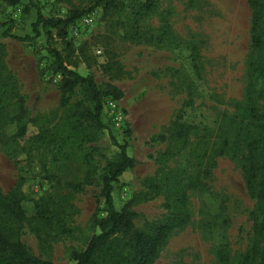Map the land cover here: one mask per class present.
Returning <instances> with one entry per match:
<instances>
[{
	"label": "rangeland",
	"instance_id": "rangeland-1",
	"mask_svg": "<svg viewBox=\"0 0 264 264\" xmlns=\"http://www.w3.org/2000/svg\"><path fill=\"white\" fill-rule=\"evenodd\" d=\"M143 0H125L130 4ZM91 0H0V73L15 81L25 98L28 131L15 138L19 113L16 97L7 98L0 117V190L21 184L28 219L20 240L36 256L56 264H75L72 253L86 248L99 231L95 219L104 215L101 175L106 164L126 145L135 164L114 182V203L135 212V227L143 229L177 214L172 197L147 188L144 179L166 183L178 180L186 188L188 220L174 229L155 264H240L252 237L251 212L255 201L246 190L245 127L251 120L247 90L264 107V15L260 29L263 45L253 73L251 9L248 0H158L155 10L139 25L154 40L128 38L126 16L106 13L101 6L93 25L66 41L55 38L82 75L98 86H115L124 112L120 130L97 131L88 117L84 130H76V92L62 105L60 76L50 70L47 36L33 32L37 11L47 17H66L74 9H87ZM91 12V13H92ZM12 26L19 40L2 35ZM86 107H91L85 102ZM1 106V105H0ZM180 127L187 142L176 152L173 132ZM42 129L51 142L34 139ZM86 132L91 133L86 135ZM170 151L159 164L150 155ZM91 159V162H89ZM94 167L97 174L89 177ZM49 222L38 217L37 204Z\"/></svg>",
	"mask_w": 264,
	"mask_h": 264
},
{
	"label": "trees",
	"instance_id": "trees-1",
	"mask_svg": "<svg viewBox=\"0 0 264 264\" xmlns=\"http://www.w3.org/2000/svg\"><path fill=\"white\" fill-rule=\"evenodd\" d=\"M93 1V2H92ZM16 5L20 0H8ZM92 2V3H91ZM87 9H74L66 17H47L40 8L37 11L36 22L32 25L33 32L38 36L40 28L47 36V50L50 55V70L60 76V91L62 105H67L78 91H82L84 101L78 102L76 130H84L83 118L88 117L97 131L104 129L103 121L104 101L107 98L119 100L122 91L112 85L106 88L98 86L91 75H82L75 70V65L65 55L62 49L53 46L56 39L63 40L74 53L72 42L66 41L69 28L76 24L82 17L90 14L96 7L101 6L106 13H121L126 16L130 29L128 38L134 40L151 41L154 37L144 31L139 22L150 12L155 10L158 0H143L130 4L128 11L125 0H91ZM251 9V54L249 67L253 73L261 68L258 62L259 51L263 45L260 29L264 15V0H248ZM2 23L0 22V30ZM3 36L19 40H32L34 37H18L12 33V26L2 32ZM74 66V68H72ZM10 97H16L19 103V113L12 117L16 123L15 138L23 139L27 134L28 121L26 120L27 107L25 98L18 93L15 81L5 78L0 73V117L6 105L3 102ZM91 107H86L85 102ZM246 110L251 117L245 127V145L247 154L244 164L245 186L248 194L255 201V208L251 212L253 222L252 237L246 252L242 255L240 264H264V107L258 103L249 85L247 90ZM176 152H180L187 142V133L180 127L173 132ZM52 133L48 129H42L35 134L34 139L39 143L51 142ZM91 133L86 132V135ZM120 148L117 158L110 160L101 175L102 195L104 208L102 217L95 219L98 233L93 235L86 248L75 250L72 258L75 264H155L160 256L162 248L167 243L174 229L184 225L188 220L186 212V188L178 180L169 183H158L144 179L147 188L163 190L172 197L176 204V212L166 219L155 223H148L143 229L135 227L136 214L129 206L118 209L114 203V182L135 164V159L128 155L126 145H118ZM170 151L150 155L156 162L162 164L170 156ZM91 162V159L90 161ZM97 169L91 167L88 176L97 174ZM25 194L21 190V184L16 185L9 192L0 190V264H56L55 262L34 255L20 240V234L24 223L28 219L23 201ZM38 217L49 222L46 210L37 204ZM220 264H227L228 255L220 250L218 252Z\"/></svg>",
	"mask_w": 264,
	"mask_h": 264
},
{
	"label": "built area",
	"instance_id": "built-area-1",
	"mask_svg": "<svg viewBox=\"0 0 264 264\" xmlns=\"http://www.w3.org/2000/svg\"><path fill=\"white\" fill-rule=\"evenodd\" d=\"M96 20V14L90 13L76 22L73 26L76 32L83 31L84 28L94 24ZM124 112L120 102L113 98H107L104 101L103 108V121L107 127L114 131V129L120 130L124 122Z\"/></svg>",
	"mask_w": 264,
	"mask_h": 264
}]
</instances>
